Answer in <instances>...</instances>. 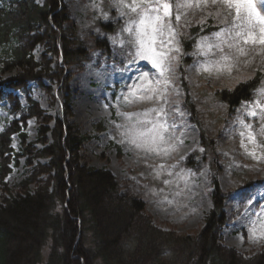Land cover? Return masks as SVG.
Segmentation results:
<instances>
[{"label":"rangeland","instance_id":"obj_1","mask_svg":"<svg viewBox=\"0 0 264 264\" xmlns=\"http://www.w3.org/2000/svg\"><path fill=\"white\" fill-rule=\"evenodd\" d=\"M64 2L77 25L78 37L91 49L90 60L82 68L73 65L68 69L72 77L70 119L91 136L83 150L84 162L96 168H108L124 189L147 203L153 222L162 229L179 234L200 230L212 207V171L207 162L197 170L185 165L191 153L203 152L200 128L191 122L184 107L186 91L182 82H186L205 130L217 142L223 166L220 183L229 193L226 200L229 222L223 229V243L246 256L256 254L264 247V134H261L264 119L260 118L258 106L264 105V87L253 102H244L230 115L216 91L232 88L255 75L261 66L264 44L259 39L245 43L236 38L234 25L239 21L235 8H229L225 0H176L177 13L165 18L170 20L172 32L166 30L160 38L163 44L158 41L155 46L166 55L161 67H155L151 60L135 55L134 22L139 19V9L132 12L125 6L133 0ZM167 2L171 13L174 2ZM252 2L264 16V0ZM137 3L155 4L157 0H137ZM117 19L125 21L107 34L101 24ZM205 23L217 26L220 35L214 39L198 38L183 80L180 67L185 54L180 34L190 26ZM256 34L259 36L258 28ZM106 35L113 46L112 55L95 47V38ZM41 51L42 47L36 54ZM9 75H1L0 71V77ZM32 86L34 99L48 114L55 115L58 110L45 89L35 83ZM21 97L25 103L24 96ZM252 111L257 115H250ZM7 116V111L0 108V130ZM26 130L30 140L37 139L35 119L29 120ZM138 131L147 135L140 137ZM249 132L255 138L254 143ZM13 145L16 150L20 148L16 135ZM26 170L24 159L13 166L7 177L12 190L25 178ZM3 192L0 191V196Z\"/></svg>","mask_w":264,"mask_h":264},{"label":"trees","instance_id":"obj_2","mask_svg":"<svg viewBox=\"0 0 264 264\" xmlns=\"http://www.w3.org/2000/svg\"><path fill=\"white\" fill-rule=\"evenodd\" d=\"M124 21L101 26L111 34ZM217 30L205 23L180 34L183 80L198 38L214 39ZM77 32L64 0H0V71L10 74L0 77V108L8 113L0 132V191H4L0 264H264V247L246 256L223 243V229L229 222V193L220 183L223 166L217 142L205 130L186 82H182L184 107L200 128L203 152L191 153L185 165L197 170L207 162L212 171V207L200 230L179 234L162 229L153 222L147 203L124 189L108 168L84 162L83 150L91 136L70 119L68 69L82 68L90 60L91 49ZM95 47L109 55L114 52L108 35L97 36ZM260 64L252 77L232 88L217 89L229 115L244 102H253L264 87V52ZM31 83L45 89L58 110L55 115L34 99ZM30 119L38 123L36 140H30L26 130ZM15 135L20 139L18 150L13 146ZM21 159L27 170L14 191L7 177Z\"/></svg>","mask_w":264,"mask_h":264},{"label":"snow or ice","instance_id":"obj_3","mask_svg":"<svg viewBox=\"0 0 264 264\" xmlns=\"http://www.w3.org/2000/svg\"><path fill=\"white\" fill-rule=\"evenodd\" d=\"M225 2L229 8H235L236 11V20L239 21V23L234 25L237 29L235 33L236 38L245 43L248 41L255 43L256 40L259 39V42L264 44V16H261L256 10L252 0H225ZM125 6L130 7L132 12H137L139 9V12H137L139 19L134 22L136 23V31L134 33L135 40L133 43L137 45L135 55L139 56L141 59L151 60L155 67H161L163 58L166 54L158 52L155 46L158 41L163 44V40L160 38L165 36L166 30L169 34L172 32L170 20L166 21L165 19L171 15V5L167 0H157V3L155 4L144 3L143 5L137 3V0H133L131 5ZM179 19L180 17L177 16L176 20L179 21ZM257 28L259 29V36L256 34ZM125 30L132 33L131 28ZM217 35L220 34L217 33ZM210 47L211 46L209 45V48ZM205 70H207V68ZM133 95L135 94L133 93ZM148 98L150 99L151 97ZM258 106L261 108V112L259 113L260 118L264 119V105ZM249 114L253 116L257 115L255 111H252ZM161 127H163V125H161ZM245 127L250 126L245 125ZM261 134H264V127L261 128ZM137 135L143 137L147 135V133L144 131H138ZM159 138L162 140L163 136L160 135ZM152 139L155 141L156 135H153ZM249 139L253 143L255 142V138L251 132H249ZM133 142H135V140ZM250 154L255 158L254 153ZM262 228H264V225H262Z\"/></svg>","mask_w":264,"mask_h":264}]
</instances>
